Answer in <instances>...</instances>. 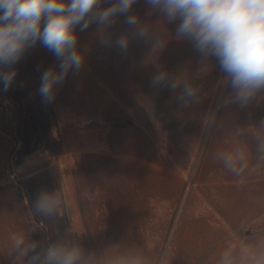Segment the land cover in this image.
<instances>
[{"label": "rangeland", "instance_id": "rangeland-1", "mask_svg": "<svg viewBox=\"0 0 264 264\" xmlns=\"http://www.w3.org/2000/svg\"><path fill=\"white\" fill-rule=\"evenodd\" d=\"M131 13L166 41L163 49L153 55L124 16L107 29L77 27L85 64L51 103L37 89L42 71L59 63L55 56L37 43L15 65L11 87L0 85V183L21 188L32 205L42 191L62 188L64 204L43 224L33 206L24 207L41 243L74 239L101 262L250 264L242 244L259 232L235 225L234 195L241 181L264 184V93L243 108L225 103L232 92L225 74L210 58L207 73L197 75L201 56L177 39L178 21L167 22L145 0ZM125 33L130 44L121 53L114 41ZM105 35L111 45L101 43ZM160 69L198 87L199 102L177 101L183 83L175 91L152 87ZM240 154L237 177L225 158Z\"/></svg>", "mask_w": 264, "mask_h": 264}, {"label": "clouds", "instance_id": "clouds-1", "mask_svg": "<svg viewBox=\"0 0 264 264\" xmlns=\"http://www.w3.org/2000/svg\"><path fill=\"white\" fill-rule=\"evenodd\" d=\"M104 2L108 0H0L3 90L7 91L15 80V65L39 43L59 62L42 71L37 89L43 102H53L69 73H78L85 64V57L77 48V27L83 32L96 23L107 29L119 16L125 17L124 23L134 37L151 42L153 55L163 49L166 41L153 36L149 26L131 13L137 0H115L108 7H101ZM145 3L150 10L160 12L167 22L178 21L177 39L190 41L201 56L198 76L207 73L208 60L215 58L232 90L225 103H237L243 108L264 93V0H145ZM101 43L108 46L113 42L105 35ZM129 44L127 33L114 41L121 53L128 51ZM181 83L177 101L185 106L199 102V88L186 77L171 78L166 70L160 69L151 79L152 87L166 84L173 91ZM261 125L264 126V120ZM258 151L264 152V138L258 137ZM243 158V154L225 158V166L237 177L244 167L237 171L235 165ZM62 204L61 188L42 191L32 206L36 213L52 217ZM10 249L13 264H144L140 256L97 261L79 242L63 237L41 243L24 234H14Z\"/></svg>", "mask_w": 264, "mask_h": 264}, {"label": "crops", "instance_id": "crops-1", "mask_svg": "<svg viewBox=\"0 0 264 264\" xmlns=\"http://www.w3.org/2000/svg\"><path fill=\"white\" fill-rule=\"evenodd\" d=\"M239 186L238 194L234 195V202L238 200L233 212L234 220L236 218L235 225L243 229L252 223L259 232L253 236H245L248 240L247 243L242 244V253L248 256L250 264H264V184L254 186L241 181ZM253 187L254 189L257 187L256 194H253ZM33 194L36 195L35 192ZM23 196L24 192L22 193L18 186L0 183V264H13L14 254L10 248L14 234H24L40 241L39 228L34 224H28L24 208L32 206V199ZM41 216V224H43L44 216Z\"/></svg>", "mask_w": 264, "mask_h": 264}, {"label": "built area", "instance_id": "built-area-1", "mask_svg": "<svg viewBox=\"0 0 264 264\" xmlns=\"http://www.w3.org/2000/svg\"><path fill=\"white\" fill-rule=\"evenodd\" d=\"M14 178V176H12Z\"/></svg>", "mask_w": 264, "mask_h": 264}]
</instances>
